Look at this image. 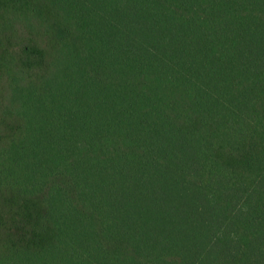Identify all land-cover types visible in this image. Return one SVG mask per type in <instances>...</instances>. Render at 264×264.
Wrapping results in <instances>:
<instances>
[{
    "label": "trees",
    "instance_id": "16d2710c",
    "mask_svg": "<svg viewBox=\"0 0 264 264\" xmlns=\"http://www.w3.org/2000/svg\"><path fill=\"white\" fill-rule=\"evenodd\" d=\"M0 264H264V0H0Z\"/></svg>",
    "mask_w": 264,
    "mask_h": 264
}]
</instances>
